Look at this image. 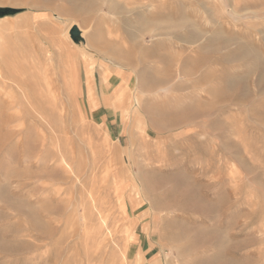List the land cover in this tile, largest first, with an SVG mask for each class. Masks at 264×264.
<instances>
[{
  "label": "rangeland",
  "instance_id": "rangeland-1",
  "mask_svg": "<svg viewBox=\"0 0 264 264\" xmlns=\"http://www.w3.org/2000/svg\"><path fill=\"white\" fill-rule=\"evenodd\" d=\"M0 264H264V0H0Z\"/></svg>",
  "mask_w": 264,
  "mask_h": 264
},
{
  "label": "bare ground",
  "instance_id": "bare-ground-1",
  "mask_svg": "<svg viewBox=\"0 0 264 264\" xmlns=\"http://www.w3.org/2000/svg\"><path fill=\"white\" fill-rule=\"evenodd\" d=\"M95 0H93V2H94ZM79 2V1H78ZM155 2V1H154ZM148 3V2H147ZM152 3V2H151ZM89 5V4H88ZM93 6V5H92ZM167 16V14L166 15H164V14H154L153 16H152V18L154 19V20H156L157 21V25H155V26H153L152 27V29H154L153 31H152V34H153V36H156V37H158V36H170V35H172V32H174V30H175V28H174V26L171 24H169L168 22H167V20H168V18L166 17ZM165 19V20H164ZM142 21V20H141ZM119 25V24H118ZM70 30V29H69ZM81 30V29H80ZM146 31V30H145ZM148 31V30H147ZM81 33H82V30H81ZM67 37L69 38L70 36H69V31L67 32ZM82 37H83V35H82ZM84 38V37H83ZM71 39V38H70ZM130 54V53H129ZM135 56H137V55H135ZM179 72H180V70H178ZM74 87V86H73ZM124 119V118H123Z\"/></svg>",
  "mask_w": 264,
  "mask_h": 264
},
{
  "label": "water",
  "instance_id": "water-1",
  "mask_svg": "<svg viewBox=\"0 0 264 264\" xmlns=\"http://www.w3.org/2000/svg\"><path fill=\"white\" fill-rule=\"evenodd\" d=\"M70 37L72 39V41L77 44L80 45L82 43H85L84 38L82 37V33L81 30L77 27L74 26L71 30H70Z\"/></svg>",
  "mask_w": 264,
  "mask_h": 264
}]
</instances>
